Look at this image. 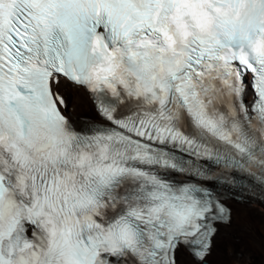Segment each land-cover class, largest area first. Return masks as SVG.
Segmentation results:
<instances>
[{"label":"snow or ice","instance_id":"obj_1","mask_svg":"<svg viewBox=\"0 0 264 264\" xmlns=\"http://www.w3.org/2000/svg\"><path fill=\"white\" fill-rule=\"evenodd\" d=\"M0 264H264V0H0Z\"/></svg>","mask_w":264,"mask_h":264},{"label":"bare ground","instance_id":"obj_2","mask_svg":"<svg viewBox=\"0 0 264 264\" xmlns=\"http://www.w3.org/2000/svg\"><path fill=\"white\" fill-rule=\"evenodd\" d=\"M257 225H258V220H257Z\"/></svg>","mask_w":264,"mask_h":264}]
</instances>
